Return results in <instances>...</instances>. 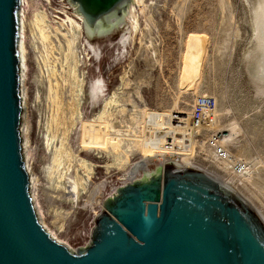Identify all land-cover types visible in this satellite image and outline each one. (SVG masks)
Here are the masks:
<instances>
[{
    "label": "water",
    "instance_id": "obj_1",
    "mask_svg": "<svg viewBox=\"0 0 264 264\" xmlns=\"http://www.w3.org/2000/svg\"><path fill=\"white\" fill-rule=\"evenodd\" d=\"M122 82L135 0H66ZM22 0H0V264H264V220L224 180L153 157L105 184L88 225L65 244L40 223L22 150Z\"/></svg>",
    "mask_w": 264,
    "mask_h": 264
},
{
    "label": "rangeland",
    "instance_id": "obj_2",
    "mask_svg": "<svg viewBox=\"0 0 264 264\" xmlns=\"http://www.w3.org/2000/svg\"><path fill=\"white\" fill-rule=\"evenodd\" d=\"M28 1L30 6L26 9L27 16L30 15L32 9L31 3L36 1L46 7L51 14L61 15L57 12L59 10L73 13L72 10L67 9L66 3L60 2L61 0ZM143 2H141L143 4L135 3L139 29L129 45L123 73V77L129 80V85H125L124 90L130 94L133 93L138 100L134 91L136 86L140 87L143 99L139 102L142 101L140 104L146 105L150 117L141 134L145 133L150 137L155 150L137 153L132 159L130 171L131 168L153 157L168 156L179 159L182 158L180 153H185L189 155L185 161L208 170L218 178L222 174L220 179L227 178L228 180L227 171L219 170L208 159H204L207 157V152L200 146V142L206 135L212 136L220 132L212 121V110L207 112L208 118L206 117L203 127L195 126L191 119L197 99L208 97L215 101L216 91L223 96L224 101V108L218 117L219 125H222L221 129H225L231 122L238 124L235 138L228 143L232 154L230 157L242 163L238 168V173L231 171L233 175L235 174L234 189H237L236 191L243 196L247 195L246 197L252 200V203L264 215V101L260 103L256 96L254 84L242 60V53L249 34L247 33L249 26L246 20V3L244 0H143ZM221 4L225 6L223 10ZM227 31L232 39L229 42L230 47L226 50H217L216 41L218 38L220 41ZM237 32L238 36H234ZM85 34L81 37V50L86 60L83 67H86L87 71L88 100L83 112L86 117H89L102 105V101L91 105L90 87L92 83L97 86L98 80L103 79V93L107 95L121 84V81L92 43L93 51L90 46H87ZM34 52V49L30 47L24 86L27 103L26 109L24 107L22 109V116L25 111L29 125V149L26 153L29 154L31 160V172L39 178L38 202L46 211L44 212L47 220L52 221L56 207L70 208L71 205L58 197L54 189H49L48 185L47 164L51 161V151L47 148L44 137L43 109L45 108L46 85L35 81L38 64ZM122 123L120 117L114 120L116 130L121 128L120 131L125 133L127 130ZM83 136L84 132L79 126L72 132L70 139L75 149L82 145ZM215 141L213 139V144ZM241 148L244 150L241 151ZM192 150H197L195 156L191 155ZM81 155L96 161V171L91 181L95 194L93 195L90 191L83 194L78 204L71 207L70 214H65L64 209L63 212L58 213L60 216L63 214L61 217L58 216L56 222L63 223L64 231L61 237L66 242L88 225L98 207L105 184L115 178L125 177L120 169L112 167L113 169L107 170L103 158L98 157L93 151L82 149ZM254 163L258 170L254 177L246 180L249 177H243L239 171H244L245 167L254 166ZM239 179L243 181L238 183Z\"/></svg>",
    "mask_w": 264,
    "mask_h": 264
},
{
    "label": "bare ground",
    "instance_id": "obj_3",
    "mask_svg": "<svg viewBox=\"0 0 264 264\" xmlns=\"http://www.w3.org/2000/svg\"><path fill=\"white\" fill-rule=\"evenodd\" d=\"M135 1L137 3L143 2V0ZM244 2L247 7L246 20L249 26V32L247 33L249 34L242 53V60L245 64L247 74L254 84L255 94L261 103L264 101V0H244ZM28 6H30L29 1L22 0L20 21L21 37L19 45L22 108H25L27 103V93L24 86L28 69V50L32 47L35 51V58L38 64V73H36L35 81L37 80L39 83H43V85L45 83L46 85L43 115L45 118V143L51 151V161L47 164L49 189H54L53 191L58 197L63 198L70 203L71 207H74L83 198V194L85 195L89 191L93 195L95 194L91 181L96 171V161L93 158L81 155V150L93 151L98 157L103 158L107 170L114 167L117 170L120 169L123 171L125 177H129L133 157L139 152L144 153L155 150V145L150 137L145 133L141 134V131L145 130L150 117L146 105L143 106V103L140 104L142 101L139 102L140 99H143L140 87L136 86V90L134 91L139 98L138 100L133 93L130 94L124 90V86L129 85V80L125 77L122 78L121 84L116 86L107 95L103 93V79L98 80L99 83H97V86L91 82V105H95L98 101H102V105L92 115L86 117L83 112L85 103L88 100L86 94L87 71L86 67H83L86 60L82 56L81 50V37L85 34L83 28L74 13H69L65 10L60 12L59 10L57 12L62 16L51 14L46 7L41 5L39 1H36L31 3L32 9L30 15L27 16L26 9ZM221 6L223 10L225 8L224 4H221ZM138 29L139 19L135 9V22L131 40H134ZM228 31L220 41V38L216 41L217 50H226L230 47L229 42L232 39H230V33ZM234 36H238V32ZM86 38L88 43L86 45L90 46L93 51V46L87 35ZM147 45L150 46L149 44ZM214 98L215 106L212 109L211 118L217 127L216 129L218 131L220 130V132L212 136L206 135L203 141L200 142V146L207 152V157L204 159H208L219 170L228 172L229 179L227 180L226 176V179L222 180L234 188L233 182L235 181V174L238 173V168L242 163L230 157L232 154L228 143L232 142L235 138L238 132V124L237 122H231L225 129H221L222 125H219L218 117L224 108L223 96L215 91ZM22 117L20 129L23 138V157L26 168L28 169L27 171L28 173L30 172V193L32 194L31 196L38 219L53 238L65 244L66 241L61 237V233L64 231V225L63 223L56 222V219L58 220V216H60L58 213L63 212V209L65 214H70L71 207H56L54 209L55 217H53V220H47L45 215L46 211L42 209L43 206L38 202L37 197V183L39 178L31 172V160L29 159V154L26 153L29 149V125L25 111ZM117 117L121 118L122 124L127 130H124L126 131L125 133L121 132L122 130L120 131L121 128L116 130L114 120ZM78 126L83 130L84 136L83 143L81 142L82 145L78 149H75L76 147L74 148L75 145L73 146L71 143L70 137ZM213 139L216 140L215 144H213ZM243 148H241V151L245 149ZM196 152L197 150H192L190 153L195 156ZM244 152H246V149ZM180 154L182 155V158H179L181 160H185L189 156L185 153ZM246 155L248 154L246 153ZM257 170L258 167L254 163V166L245 167L244 171L241 170L239 172L243 177H249L246 180H250V177L255 176ZM231 171L235 174L233 175ZM242 181L239 179L237 182ZM240 184L239 187L241 186ZM236 185L238 186V184ZM242 185L244 188L243 183ZM239 189L241 190V188ZM246 196L247 201L249 200L252 203V200ZM252 204L254 205V203ZM255 207L254 209L264 220V215L260 209Z\"/></svg>",
    "mask_w": 264,
    "mask_h": 264
},
{
    "label": "built area",
    "instance_id": "obj_4",
    "mask_svg": "<svg viewBox=\"0 0 264 264\" xmlns=\"http://www.w3.org/2000/svg\"><path fill=\"white\" fill-rule=\"evenodd\" d=\"M60 2H64L67 4L66 0H61ZM67 9L71 10L68 4H67ZM214 106H215V101L212 98H208V97L198 98L196 101V106L193 111V116L191 118L193 124L198 127L201 126L203 127L206 123V119L208 118L207 112L209 110H212Z\"/></svg>",
    "mask_w": 264,
    "mask_h": 264
}]
</instances>
